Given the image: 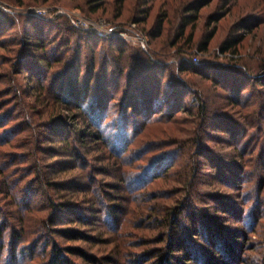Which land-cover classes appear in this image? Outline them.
Masks as SVG:
<instances>
[{
  "label": "rangeland",
  "instance_id": "1",
  "mask_svg": "<svg viewBox=\"0 0 264 264\" xmlns=\"http://www.w3.org/2000/svg\"><path fill=\"white\" fill-rule=\"evenodd\" d=\"M195 1L150 0L145 7L144 0H0L6 34L0 38V264H55L57 249L61 264H153L174 232L184 230L180 238L191 256L208 261L216 251L227 264H264V0H235L229 13L225 0H213L172 47L184 8ZM146 8L145 22L136 24ZM160 16L161 37L150 43ZM78 18L142 36L147 50L74 32ZM191 32L192 49L179 55ZM37 33L45 50L33 47ZM210 34L201 53L198 45ZM236 36L244 38L238 54L222 55L220 45ZM121 45L128 48L125 59L139 57L150 67L144 54L151 52L164 63L155 81L157 106L180 80L178 90L190 92L187 112L165 106L155 114H124L128 74L135 78L140 69L129 65L119 78ZM34 56L53 67L35 66ZM189 58L215 66L220 84L224 79L230 88L178 75L179 62ZM34 75L43 76L30 86ZM91 77L87 104L58 92L76 78L84 89ZM101 83L111 87L103 86L106 94ZM202 102L204 119L196 116ZM98 133L100 140L90 137ZM179 209L173 229L168 218ZM182 257L176 253L173 264Z\"/></svg>",
  "mask_w": 264,
  "mask_h": 264
},
{
  "label": "trees",
  "instance_id": "2",
  "mask_svg": "<svg viewBox=\"0 0 264 264\" xmlns=\"http://www.w3.org/2000/svg\"><path fill=\"white\" fill-rule=\"evenodd\" d=\"M149 1L150 0H144V6L148 7L149 5ZM213 0H201L198 2H191L189 3L187 6H185L184 11H185V15L183 17V21L178 29V34H179V39L173 43H171L172 47H175L177 45L178 42H180L185 34H186V30L188 27H192L194 28L195 23L198 19V15L199 12L202 8L206 7L207 5H209ZM233 4H235V0H225V4H224V11L226 13H229L230 8L232 6H234ZM147 8L145 11H143V19L141 21L137 20L135 21L136 24L140 25L143 22H145L146 19V15H147ZM217 19H214V23H217L218 21ZM165 18L164 16H160L159 19L156 22V27L154 32H152L151 36H150V43H153V41H157L162 34V27L164 24ZM252 25H248L244 28L250 29ZM71 30H73L74 32H81L83 34H92L95 35L96 37L98 36V32L91 30L90 32H87L86 30H78V29H74L73 27H70ZM90 34V36L92 37V35ZM5 31H3L2 29H0V38L4 37ZM36 38V43L33 45L34 49L36 51L39 50H45L46 45L44 44V41L42 40L41 36L37 33L35 35ZM98 38V37H97ZM103 39H107V40H112V38L110 37H101ZM99 38V39H101ZM213 35L210 34L203 42H201L198 45V51H200L201 53H206L208 50V46L210 41L212 40ZM153 40V41H152ZM244 41L243 36H236V37H231L227 40H225L221 45H220V53L222 55L225 54H229L232 53L234 55L238 54V49L240 47V45L242 44V42ZM112 42V41H111ZM192 43H193V33L191 32L188 35V38L186 40V43L184 45V47L179 48L177 51H179V55H182L183 53H188V49H192ZM2 45V42L0 41V47ZM127 46L126 45H121L120 48H118V60H119V64H123L124 68H122L121 65H117L118 67H116V70L119 73V78L121 79L122 76L124 75V72L126 69H128V66L130 65L132 67L133 70H139L140 69V73H138V75H136V77L134 78L132 74H128V79H127V83L126 86L128 87V91H127V97H126V101L124 104V109L123 112L125 115L127 114H134V113H141V114H155L156 111L158 110H162V108H164L165 106H169V108L173 109V111L175 109H178L177 111L179 112H183L186 111L187 109L184 106V100L186 99V96L190 93L188 92V89H184V91L182 92L180 89V91L178 90V80L174 81L175 82V86L171 87L169 89L168 92V96L169 97L163 104H160L157 106V103L160 101V97H158V94H160L161 92V88L159 87L160 84L158 85L156 81L157 75H161L162 74V66H164V63L161 62L158 58L156 59V55L153 53H146L143 52L142 53L146 56L148 64H150L149 66H145V61L141 60L139 57H127L125 59L124 55L126 54L127 51ZM59 63H61L62 61H58ZM200 62V61H199ZM130 63V64H129ZM163 63V65H162ZM33 64H35V66H45L46 68H48L49 70L53 67L51 60L47 59V58H42V57H33ZM215 66L207 67L206 65H202L200 66V63L198 65L194 64L193 62V58H189V59H183V61L179 62V65L177 66V74L181 75V74H197L200 75L201 77H204L205 79H212L215 82V86H219L221 88H225L223 87L221 84H225L227 82V85L224 86H228V88H230L229 81H225L224 79L223 82L220 84V79L214 74V68ZM41 68V67H40ZM166 69V68H165ZM92 72H94L95 66H92ZM143 70V72H142ZM160 70V71H159ZM147 75H144V74ZM79 75V74H78ZM77 75V76H78ZM43 76V75H41ZM36 77L35 75L33 77H31L29 79V85L32 86V84H36L40 83V77ZM114 77V76H113ZM174 78V77H173ZM42 80H45L42 79ZM94 81V78H88L86 81V85L85 88L82 89L79 87V78H76L75 82H70L71 84H73V86H69L68 89L64 88V84L61 83L62 85L59 87V93L62 94L63 91L66 92L67 91V97L70 96L72 101H75V103H88V99L87 97L90 95V91H91V82ZM232 81V80H231ZM103 82V81H102ZM113 82V81H112ZM152 83H155V85H153ZM99 83H97L98 86ZM102 86H99L100 88V92H103L105 90V94L108 91L107 88L105 89L103 86L105 85L104 83H101ZM180 85V84H179ZM182 85V84H181ZM105 86H109V85H105ZM246 86V87H245ZM34 88V87H33ZM104 88V89H103ZM111 88V87H108ZM153 88V89H152ZM155 89V90H154ZM190 89V88H189ZM247 89V85H244V90ZM226 90V89H225ZM239 90V89H238ZM97 104L99 105L98 100L100 101L101 98H103L102 95H98L97 97ZM104 99V98H103ZM70 100V101H71ZM231 100V99H230ZM58 101H62L65 102L66 104L64 105L66 108H69L72 104L69 103V100L65 99V98H61L58 97ZM164 101V99H163ZM61 102V103H62ZM79 103V104H80ZM81 108V107H80ZM161 108V109H160ZM198 113L196 114L197 117H201V119H204V117L206 115H208V111H207V106L205 105L204 102H202L200 104V107L198 109ZM93 113H95L94 111H92L90 114L92 115ZM100 133H98L97 135H93L90 134L91 138H94L96 141L100 140L101 137L99 135ZM102 136V135H101ZM66 211V209H64ZM180 209L178 210L177 213H173V216H170V218H168V222L171 224V227L173 229L177 228V226L180 224V220L178 219L179 216V212ZM204 231V230H203ZM181 232L183 234V237L185 236V230L184 231H175L174 232V236L171 237L169 243H166V254H164V252L162 254H159L156 256L155 261L153 264H173L174 262L176 263L177 261H175L174 255L176 253H182V259H184V261H180L178 259V262H181V264H201L202 260L204 264H227L225 262H223L222 260H220L219 258L215 257L218 252L214 251L213 254H211V258L210 260H205L204 256L199 254L198 256H191L189 255L187 252H190L189 250H186V246L184 244V239L180 238L181 237ZM176 235V236H175ZM200 234H195V235H191L193 237H197ZM190 237V236H188ZM165 239H163L161 242H163ZM3 242L1 241L0 238V250L4 249L3 247ZM218 247V244L217 246ZM203 252L204 251H209V249H202ZM187 251V252H186ZM53 263L55 264H61L65 258H63L62 252H60V249L53 251ZM64 259V260H63ZM233 259H231L232 261ZM200 261V262H199ZM147 263H149V260L146 261Z\"/></svg>",
  "mask_w": 264,
  "mask_h": 264
},
{
  "label": "built area",
  "instance_id": "3",
  "mask_svg": "<svg viewBox=\"0 0 264 264\" xmlns=\"http://www.w3.org/2000/svg\"><path fill=\"white\" fill-rule=\"evenodd\" d=\"M75 26L80 30H94L98 33L110 37V38H116L121 39L124 41H134L136 44H139L143 50H147V42L145 38L142 36H131L124 32H116L114 28L106 21L100 20V21H92L89 19H77V22H75ZM135 39V40H134ZM199 60L196 59L195 63H198Z\"/></svg>",
  "mask_w": 264,
  "mask_h": 264
}]
</instances>
